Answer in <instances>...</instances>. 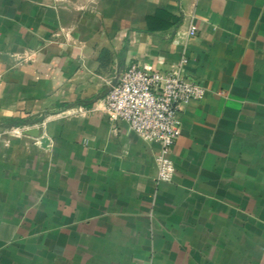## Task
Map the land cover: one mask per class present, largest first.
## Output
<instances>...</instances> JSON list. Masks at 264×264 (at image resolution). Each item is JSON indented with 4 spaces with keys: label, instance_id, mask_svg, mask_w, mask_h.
<instances>
[{
    "label": "crops",
    "instance_id": "1",
    "mask_svg": "<svg viewBox=\"0 0 264 264\" xmlns=\"http://www.w3.org/2000/svg\"><path fill=\"white\" fill-rule=\"evenodd\" d=\"M182 48L207 91L157 183L103 97ZM0 264H264V0H0Z\"/></svg>",
    "mask_w": 264,
    "mask_h": 264
},
{
    "label": "built area",
    "instance_id": "2",
    "mask_svg": "<svg viewBox=\"0 0 264 264\" xmlns=\"http://www.w3.org/2000/svg\"><path fill=\"white\" fill-rule=\"evenodd\" d=\"M196 29L191 23L185 38L194 35ZM187 64L185 48L169 71L132 62L119 73L115 83H108L103 97V112L109 120L126 122L131 131L158 145L157 183L169 182L174 177L172 150L180 134L182 106L201 99L207 91L201 82L186 73Z\"/></svg>",
    "mask_w": 264,
    "mask_h": 264
},
{
    "label": "water",
    "instance_id": "3",
    "mask_svg": "<svg viewBox=\"0 0 264 264\" xmlns=\"http://www.w3.org/2000/svg\"><path fill=\"white\" fill-rule=\"evenodd\" d=\"M118 76L119 74L116 76L113 83L116 82ZM22 134L35 137V138H40L43 143L47 141V139L43 136V130L41 127H27L26 129L22 131Z\"/></svg>",
    "mask_w": 264,
    "mask_h": 264
},
{
    "label": "trees",
    "instance_id": "4",
    "mask_svg": "<svg viewBox=\"0 0 264 264\" xmlns=\"http://www.w3.org/2000/svg\"><path fill=\"white\" fill-rule=\"evenodd\" d=\"M12 124L17 125V126L21 124H25V120L24 119H13Z\"/></svg>",
    "mask_w": 264,
    "mask_h": 264
}]
</instances>
